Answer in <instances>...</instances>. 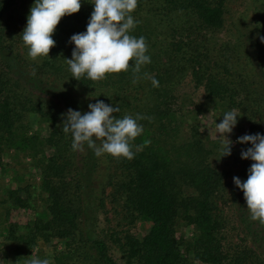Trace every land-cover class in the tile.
Instances as JSON below:
<instances>
[{"label": "trees", "instance_id": "trees-1", "mask_svg": "<svg viewBox=\"0 0 264 264\" xmlns=\"http://www.w3.org/2000/svg\"><path fill=\"white\" fill-rule=\"evenodd\" d=\"M92 2L81 0L78 13L63 17L49 57L33 60L22 40L31 8L19 9V21L7 24L16 0H0V51L7 57L0 67V167L4 153L22 154L31 159L40 181L33 192L18 187L2 193L1 251L10 248L15 260L27 264L25 254L31 255L39 242L56 239L65 250L55 264H116L112 248L124 264H264V225L251 219L233 180H247L254 162L241 153L252 145L237 142V154L231 150L228 158L238 163L236 170L222 169L211 162L221 144L201 132L196 121L186 120L204 108L220 123L226 112L236 110L239 137L264 135L263 10L256 13L253 29V24L239 27L234 41L217 46L208 35L225 28L229 0H138L131 13L138 24L130 34L146 38L151 63L139 73L131 61L128 71L106 74V79L92 81L85 75L76 80L66 62L75 48L70 38L87 30ZM184 84L194 94L202 92L203 102L185 101L179 93ZM179 97L181 106L174 109ZM98 100L118 106L116 118L144 117L138 121L144 131L132 142L133 159L98 157L86 143L83 151L72 149L71 131L62 130L68 110L83 114ZM32 118L48 123V134L33 130ZM145 141L150 144L143 146ZM101 157L113 167L104 168L109 172L97 192L92 175L98 174ZM108 187L118 202L109 210L118 213L122 229L96 237L85 217L96 220L105 209L102 196ZM87 193H94L90 202ZM37 196L44 209L33 207L34 218L22 229L11 221V209L33 206ZM227 205H235L244 226V237L234 244L225 243L231 222ZM138 220L151 223L141 237L129 229ZM182 226L192 230L186 239L178 235Z\"/></svg>", "mask_w": 264, "mask_h": 264}, {"label": "clouds", "instance_id": "clouds-1", "mask_svg": "<svg viewBox=\"0 0 264 264\" xmlns=\"http://www.w3.org/2000/svg\"><path fill=\"white\" fill-rule=\"evenodd\" d=\"M94 10L91 13L87 30L74 34L70 39L75 48L72 58L66 59L73 78L80 80L86 77L92 81L106 79V74L126 72L135 62L133 71L139 73L141 66L151 63L146 53L148 45L146 38H137L130 32L138 21L131 15L138 0H93ZM81 0H35L27 17V25L22 32V40L28 47V56L35 60L38 57H49L50 50L56 46L53 35L61 19L76 14L81 10ZM264 42V37L261 38ZM152 84L158 87V81L152 77ZM137 81H133L136 83ZM90 111L81 114L69 109L63 124V132L71 131L73 136L72 149L83 151V145L94 150L96 156L109 154L115 158H134L132 142L139 137L144 129L138 123L144 117L125 115L116 118L114 113L119 107H112L103 101L88 105ZM240 116L236 110L223 115V120L216 123L217 133L226 143L222 146V157L231 155L232 141L227 134L233 131ZM95 138V139H93ZM96 140H100L98 146ZM238 143H250L252 147L242 151V159H251L248 178L242 182L239 177H233L234 184L243 191L247 209L251 219L264 225V135H243ZM150 144L145 141L143 146ZM143 146H138L142 150ZM27 264H50L48 259L32 257Z\"/></svg>", "mask_w": 264, "mask_h": 264}, {"label": "rangeland", "instance_id": "rangeland-1", "mask_svg": "<svg viewBox=\"0 0 264 264\" xmlns=\"http://www.w3.org/2000/svg\"><path fill=\"white\" fill-rule=\"evenodd\" d=\"M33 0H16V5L14 6L15 12L8 14L6 16V22L7 24L19 21L18 15H19V9L26 11H29L31 8ZM35 1V0H34ZM230 2L227 3L226 9V26L224 29H222L219 32L216 33H210L208 36L212 39V43L214 45L217 44L220 45L222 42H231L234 41L237 37L236 34L238 33V29L243 28L245 26H252V29L254 28L255 23L257 24V21L254 19L256 16V13L260 10H263L264 12V0H229ZM25 11V12H26ZM16 12L18 15H16ZM255 14V15H254ZM264 14V13H263ZM24 21L22 24L25 23V19L27 14L23 15ZM254 22V23H253ZM5 53V52H4ZM6 55L3 54L2 51H0V67L6 60ZM2 60V61H1ZM8 60H10L8 58ZM180 95L184 94L185 101H188V99H191V101H202V92H198L197 94H194V90L190 84H184L179 89ZM184 104H188L187 102H183ZM181 106V99L180 97L177 99L175 105L173 106L174 109H177V107ZM212 111L211 109L205 110L204 108H201L200 111H194L193 114L187 113L186 120L188 122L190 121H196L199 125L200 131L203 132L205 135H208L211 140H215L219 142L220 148L218 149V154H216L211 162L213 165H216L218 167L223 168H230L232 169V172H234L237 168V164H234L231 160H228L229 156H223L222 157V146L224 143H226V140H222L220 138V134L217 133L216 129V121L214 120V117H212ZM196 118V120H193L192 117ZM33 125V130L41 131L43 135L48 134L50 131V126L48 123L43 122L40 123L37 118H32L31 120ZM218 124V123H217ZM239 137V131L237 130V127L235 126L233 128V131L230 134H227V139L232 141L231 144V150L233 151V154H237L238 152V145H237V138ZM232 153V152H231ZM108 154H104L103 157H106ZM2 165L0 167V198L4 197V193L7 190L16 189L18 187L20 188H28L29 191L36 190V187L39 184V175L36 171V169L32 166L31 159L27 156H24L22 154L14 155V153L8 154L4 153L2 155ZM106 159V158H105ZM104 158H100L103 162H100L99 166H97V173L95 175H92V178L94 179V189L98 192L100 190V180L106 176V174L109 172V170H104L105 167H113V164L109 162L108 160H105ZM228 163V166L225 167V164ZM111 172V171H110ZM105 175V176H104ZM97 178V179H96ZM230 178H232V173L227 178V181H232ZM22 196H24V193H21ZM87 193V199L88 202H90L93 198L94 193L90 194ZM102 196V195H101ZM102 198L105 201V209L100 210L98 213V216L96 220L89 219L88 216H86L87 223L86 225L89 227V230L94 234L96 237H102L106 238L108 235H110V231L120 230L122 228H119L117 226L119 222V216L118 213H115L111 210H109L110 207H117L118 202H116L112 196V189L108 187L106 191L104 192V195ZM229 201V199L227 200ZM30 207L27 208H13L11 209V221L13 223H16L19 225L20 228L25 229L26 224L29 223L34 218V211L33 207L37 211H42L44 209L43 202L40 201L39 196L35 197L34 204L32 206V203L29 202ZM119 209H117V212ZM225 212L227 213L228 217H231V222L228 228L227 232V238L225 243L226 244H234L239 241V238H243L242 229L244 226L241 224L240 216L238 215V211L235 208V205H227L225 206ZM107 220V221H106ZM151 227V223L144 220H138L134 224V226L130 227L129 229L133 234H136L138 237H141L145 235L148 230ZM5 228L4 226L0 227V230ZM128 228V227H126ZM23 232V231H22ZM192 230L190 228H184L183 226L180 227L179 236H182V238H187V236H191ZM1 242L2 237L0 235V264H20L19 261L15 260L16 255L12 249L7 248L5 250V253L1 251ZM114 247V246H113ZM112 248L111 253L113 255L114 260L116 261V264H124L123 260H121L120 255L113 250ZM64 244L56 239H51L48 243L39 242L37 249L33 250L31 255H26V260L28 262L29 259H31L33 256L38 257L40 259H48L50 261V264H55L54 258L62 251H64ZM21 255H24L23 252H21ZM193 264H200L198 262Z\"/></svg>", "mask_w": 264, "mask_h": 264}]
</instances>
